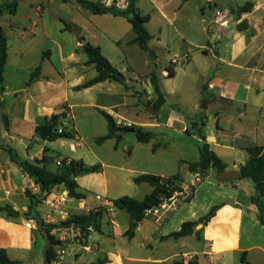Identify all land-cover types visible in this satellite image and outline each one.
I'll return each instance as SVG.
<instances>
[{
  "label": "crops",
  "instance_id": "crops-1",
  "mask_svg": "<svg viewBox=\"0 0 264 264\" xmlns=\"http://www.w3.org/2000/svg\"><path fill=\"white\" fill-rule=\"evenodd\" d=\"M13 1L0 0V7ZM246 5L248 11L234 14ZM137 7L151 17L149 51L132 43L135 33L126 17L95 14L77 0H19L17 12L0 19L8 43L0 113L9 119L8 127L0 126V204L20 213L17 219L0 213V249L20 264H42L46 238L25 219L31 204L27 192L44 194L8 150L35 163L49 148L53 169L63 159L101 169L77 178L84 199L71 198L57 186L32 214L59 218L52 206L63 196L62 209L72 215L103 211L101 231L91 229L84 243L69 245L60 263L55 252L50 264H264V225L252 202L255 185L241 175L223 183L212 169L164 223L146 216L135 225L127 211L114 206L119 198L143 200L154 191L150 183L136 182L141 176L178 177L193 186L189 164L200 160L204 143L222 160L224 171L239 173L249 149L264 148V0H137ZM218 9L233 16L222 31L215 23ZM86 42L100 47L126 83L106 80L78 89L98 76L95 66L87 65ZM153 75L165 99L159 106ZM131 81L134 86L127 84ZM66 110L64 124L75 131L74 139L37 136L39 124ZM106 115L151 133V141L139 142L134 131L122 130L99 143L110 132ZM215 206L216 215L193 234L163 239ZM58 233H53L56 242Z\"/></svg>",
  "mask_w": 264,
  "mask_h": 264
},
{
  "label": "trees",
  "instance_id": "trees-1",
  "mask_svg": "<svg viewBox=\"0 0 264 264\" xmlns=\"http://www.w3.org/2000/svg\"><path fill=\"white\" fill-rule=\"evenodd\" d=\"M78 3L85 9L92 11L95 14H106L112 13L116 16L126 17L133 28L135 33V38L132 43L138 45L141 49L149 51V42L152 39L150 32L147 29V23L150 21L149 14H143L137 7V0H126L128 5L126 8H119L117 5L105 6L101 3L91 2L88 0H77ZM19 0H15L10 4H6L0 7V19L5 14H15L18 10ZM249 10V6L246 5L234 12L237 16ZM67 29H72V26L65 23ZM83 50L87 55V65H94L98 71V76L87 82L78 89L88 88L97 83L106 80H116L120 81L121 73L111 64V62L102 54L100 47L94 46L89 42H86L83 46ZM8 60V43L4 32L0 29V92L4 91L3 79L4 71L6 68ZM175 71L173 68L169 67L168 76L172 77ZM37 78V73H34L31 81ZM152 83L159 94V99L156 106L159 103L162 105L165 101L164 97L160 92V87L156 75L152 77ZM1 105V103H0ZM110 125V132L108 135L98 139L99 143H102L117 134L120 135L122 130H132L139 142L148 143L152 139V135L149 132L144 131L141 128H119L115 124V120L110 116L106 115ZM67 117V110L61 114H55L50 119L45 120L43 123L39 124L37 127V133L40 138L56 141L63 139H74L75 131L69 126L64 124ZM60 129L62 132H60ZM201 137L204 134L198 132ZM11 158L14 162L19 164L24 171L31 177L34 178L36 183L41 187V191L44 195L34 196L30 192H27L28 197L31 200L29 207V214L26 217H34L38 220V230L44 235V231H48L49 236L52 240V247L49 250V262H52L55 258L57 242L55 240L54 231L61 227L60 225H50L41 218L37 213H33L34 207L41 203L51 191L57 186H64L68 195L75 199H84L85 194L81 192L80 187L77 183V178L80 175L89 174L93 172L100 171V166H87L82 161L63 159L61 165L53 169L54 158L49 154L51 150L49 148L44 149V157L41 160H37L35 163H31L28 160H20L16 153L9 149L8 150ZM250 158L247 160L244 166L240 169V175L242 178L251 179L255 185L256 195L252 197V202L256 204L261 211L260 222L264 225V148L263 147H253L249 149ZM201 157L196 163L189 164V169L193 174L200 173L204 176L209 174L212 169H217L218 173L226 169L222 160L216 155L214 151L211 150L209 144L204 143L200 146ZM174 179H179L178 177H172ZM136 182H148L154 186V191L147 195L143 200H137L131 197H122L114 201V206L120 210L127 211L133 224L137 225L146 217V211L157 206L163 196L170 195L169 189L166 181L162 177L145 175L136 179ZM219 206H215L211 211L201 218L198 222H186L183 223L180 230L173 232L166 238L179 239L188 235H191L195 231V227L199 224L206 225L215 215ZM0 213L6 215L9 218L17 219L20 217V213L14 210V208L9 204H0ZM31 215V216H30ZM103 216L102 210L90 211L83 214H71L70 220L65 224L79 227L82 234L85 237L89 236L90 230L101 231V219ZM243 262L246 261L245 256L242 258ZM246 263V262H245ZM0 264H20L19 261H13L10 259L7 250L0 249ZM175 264H199L197 261H176Z\"/></svg>",
  "mask_w": 264,
  "mask_h": 264
},
{
  "label": "built area",
  "instance_id": "built-area-1",
  "mask_svg": "<svg viewBox=\"0 0 264 264\" xmlns=\"http://www.w3.org/2000/svg\"><path fill=\"white\" fill-rule=\"evenodd\" d=\"M101 4L105 6H112L115 4L119 8H126L128 5L126 0H102ZM215 16V23L221 31L228 28L233 20V16L229 12H225L222 9L216 10ZM172 62L175 63L176 60L173 59ZM114 120L116 126L119 128L134 127V124L127 122L122 118L116 117ZM60 132H62L61 129ZM57 165H61V161H58ZM204 177L205 176L200 173L193 174L194 185L191 187L185 186L180 179H165L168 188H170V195L163 196L157 206L146 211V216L152 217L157 222L164 223L171 213L176 212L183 204H185L192 198L195 186L200 184L203 181ZM66 198V196L61 197L60 199L56 200L52 206L53 213L55 215H58L59 218L56 216L47 215L46 218L43 219L47 224L50 225L56 226L63 224L61 227L54 231L59 232L57 235L58 244L56 251V257L59 263L63 261V259L67 255L69 245H71L72 243L82 244L88 238L85 237L82 234L81 229L74 224L65 225V223L70 220L71 217V214L67 210L62 209V206L66 202ZM114 212L115 209L112 205L110 207V213L114 214ZM25 225L28 228H37L38 220L34 217L26 218Z\"/></svg>",
  "mask_w": 264,
  "mask_h": 264
},
{
  "label": "water",
  "instance_id": "water-1",
  "mask_svg": "<svg viewBox=\"0 0 264 264\" xmlns=\"http://www.w3.org/2000/svg\"><path fill=\"white\" fill-rule=\"evenodd\" d=\"M74 33L76 34L77 37L80 36V31L75 30ZM83 42H85L84 39H82ZM154 54L153 51H150L149 53V59L152 60L151 55ZM120 80L123 83H126V79L123 76H120ZM130 86L135 85V81H131L130 83H127ZM0 126L1 127H8L9 126V119L8 116L4 113H0ZM39 136V134H37ZM240 177V173L238 171H222L218 174V181L219 182H233L238 180ZM66 225V224H65ZM44 236L46 238V246L44 248L43 256H44V264H50L49 262V250L52 247V240L49 236L48 231H44Z\"/></svg>",
  "mask_w": 264,
  "mask_h": 264
},
{
  "label": "rangeland",
  "instance_id": "rangeland-1",
  "mask_svg": "<svg viewBox=\"0 0 264 264\" xmlns=\"http://www.w3.org/2000/svg\"><path fill=\"white\" fill-rule=\"evenodd\" d=\"M222 1H224V0H222ZM194 4V3H193ZM210 36L212 37V35L210 34ZM213 38V37H212ZM166 55V53H164V55L162 54L161 55V64H162V67L164 68L165 67V65H167V61H166V58L164 57ZM127 65V64H126ZM160 67V66H159ZM127 75V74H126ZM134 226L135 225H133V228H134ZM39 256H40V260H41V262H42V264L44 263V256H43V251L39 254Z\"/></svg>",
  "mask_w": 264,
  "mask_h": 264
}]
</instances>
